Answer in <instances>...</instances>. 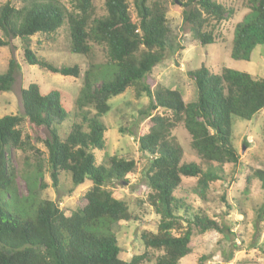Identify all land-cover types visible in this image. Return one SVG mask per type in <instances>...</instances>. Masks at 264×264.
<instances>
[{
    "label": "trees",
    "instance_id": "obj_1",
    "mask_svg": "<svg viewBox=\"0 0 264 264\" xmlns=\"http://www.w3.org/2000/svg\"><path fill=\"white\" fill-rule=\"evenodd\" d=\"M69 1L71 8L58 0H23L19 8L10 2L0 7V31L7 39L19 40L25 64L79 78L77 65L55 67L30 49L34 35L55 34L65 24L71 54L89 59L94 45L103 47L112 69L110 78L96 85V69L88 64L75 103L80 121L70 126L64 139L59 136V127L67 114L61 107L60 93L43 95L36 84L20 91L22 114L0 118V264H179L191 252L192 237L230 232V226L210 219L204 212L187 216L192 209L186 198L177 196V191L183 179L194 178L192 195L205 202L211 185L225 181L223 169L227 165L233 168L231 181L235 180L240 161L233 146L232 119L250 122L261 113L264 78L253 79L246 72L226 67L215 74L201 66L187 72L195 98L184 103L179 91L156 86L151 77L153 68L168 51L166 0H132L135 23L126 0H103L102 17H95L92 0ZM170 1L183 9L180 35L203 47L214 44L220 37L221 23L233 15L230 7L215 0ZM250 2L252 17L235 27L232 60L247 62L253 50L264 45V0ZM8 44L0 39V47ZM15 69L11 59L6 72L0 75V93L10 90ZM128 88H133L136 98L144 95L148 99L146 109L141 111L147 133L138 138V149L148 157L147 202L158 219L154 232L140 234L143 253L125 262L118 257L120 248L110 227L135 217L106 185L126 181L134 173L135 162L111 156L106 158L107 166L97 165L94 151L106 148V127L99 119L111 110L109 100ZM178 125L189 135L190 148L202 164L183 161V151L174 136ZM23 126L28 130L26 135ZM36 141H41L47 150V171L53 188H57L62 173L69 175L73 186L86 182L91 185L83 206L68 216L56 202L36 204L31 189L25 198L30 203L28 214L22 212L24 206L18 214L8 208L7 200L15 201V206L19 204L17 170L11 152L23 151ZM251 179L258 180L264 191V171H253L247 178L249 182ZM219 200L231 209L224 194ZM180 211L184 216L179 215ZM260 214L264 215V208L256 214V221Z\"/></svg>",
    "mask_w": 264,
    "mask_h": 264
},
{
    "label": "rangeland",
    "instance_id": "obj_2",
    "mask_svg": "<svg viewBox=\"0 0 264 264\" xmlns=\"http://www.w3.org/2000/svg\"><path fill=\"white\" fill-rule=\"evenodd\" d=\"M22 1L0 0V7L10 2L19 8ZM58 1L66 8H71L69 0ZM126 1L131 20L135 23L137 17L132 0ZM215 1L230 7L233 15L228 21L221 23L218 31L220 37L213 45L206 47L190 37L184 39L180 35L183 9L170 0L165 1L167 26L170 30L168 51L165 58L153 68L151 77L154 85L179 91L184 103L192 102L195 98V88L187 72L195 71L201 66L215 74H219L221 68L226 67L246 72L253 79L264 78V45L256 47L247 62L230 58L235 27L252 17L250 0ZM92 3L95 17L104 16L103 0H92ZM0 39L9 43L6 47H0V75L6 72L11 59L16 65L10 90L0 93V118L22 114L20 91L29 84H36L43 95L51 91L60 93L61 107L67 114L59 127V136L64 139L70 126L80 121L75 103L88 64L92 63L96 69L98 77L96 85L110 78L112 69L107 64L104 48L94 45L89 59L71 54L65 24L55 34L49 36L37 34L31 38L30 49L39 59L55 67L77 65L80 77L75 79L51 74L36 66L25 64L19 40L7 39L1 31ZM109 104L111 110L99 119L106 127L104 134L106 148L103 151H94V155L97 165L107 166L106 158L111 156L135 162L134 173L127 176L126 181H113L106 185L115 197L126 204L135 217V220L119 222L110 227L120 248L119 259L128 262L133 256L143 253L144 248L139 241L140 234L144 231L154 232L158 219L147 202L150 193L145 179L148 157L138 149V138L147 133L146 120L141 111L146 109L148 99L144 95L136 98L133 88H128L123 94L110 99ZM232 125L233 146L240 161L237 174L233 176L235 180L231 181L233 168L227 165L223 169L225 181L211 185L205 202L192 195V189L196 184L194 178L183 179L177 191V196L186 198L192 209L187 216L197 214L199 211L204 212L210 219L230 226V232L225 235L209 232L192 237L191 252L179 264H264V215L260 214V219L256 221V214L264 208V191L258 180L251 179L250 182L247 180L253 171H264V109L250 122L233 118ZM22 131L24 135L28 134L26 126L22 127ZM174 136L183 151V161L202 164L191 150V139L182 125L174 129ZM47 157V150L41 141L30 143L23 151L11 152L10 158L17 170L16 189L19 204L15 206L13 200H7L6 203L8 208L16 211V214L23 206L25 207L23 213L30 212V203L25 201L29 189L34 192L36 204L45 200L56 202L65 211V216L83 206L84 195L91 185L86 182L81 186H73L69 175L62 173L57 188H53L47 171ZM34 179L36 183L32 184ZM222 194L225 195L231 209H226L219 200ZM226 210L228 214H224ZM179 215L184 216L183 211H180Z\"/></svg>",
    "mask_w": 264,
    "mask_h": 264
}]
</instances>
